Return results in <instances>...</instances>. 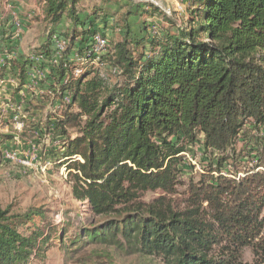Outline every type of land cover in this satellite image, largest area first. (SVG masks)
Here are the masks:
<instances>
[{"label": "trees", "instance_id": "1", "mask_svg": "<svg viewBox=\"0 0 264 264\" xmlns=\"http://www.w3.org/2000/svg\"><path fill=\"white\" fill-rule=\"evenodd\" d=\"M5 2L0 81L17 73L15 95L32 64L10 57L17 38ZM184 2L187 25L154 36L145 23L136 35L121 18V38L95 62L93 38H108L112 17L96 6L87 16L82 0H40L49 33L35 55L58 85L66 78L58 95L70 99L43 127L53 125L61 139L71 195L95 219L69 247L162 264H243L250 249L254 264H264V0ZM63 20L69 32L56 30ZM51 36L66 41L56 65ZM196 146L208 163L185 184L182 165ZM147 194L156 197L146 201ZM34 217L43 216L0 203V264H30L49 250L51 228L31 226Z\"/></svg>", "mask_w": 264, "mask_h": 264}, {"label": "rangeland", "instance_id": "2", "mask_svg": "<svg viewBox=\"0 0 264 264\" xmlns=\"http://www.w3.org/2000/svg\"><path fill=\"white\" fill-rule=\"evenodd\" d=\"M83 5L84 14L87 16L91 7L96 6L103 8L104 12L112 17L114 31L106 39L108 50L121 38L122 30L117 28V24L123 17H126L127 24L136 35L144 23L146 32L150 31L153 35L158 31L173 30L187 25L188 21L187 3L184 0H87ZM17 7L20 9L18 10ZM153 8L158 10L154 13L155 16L149 17L145 14V12L151 13ZM10 10L20 11V20L25 30L29 29L28 32L31 30L29 35H26L28 36L26 42L33 44L38 40L39 42L44 40L28 52L26 49L29 48L22 46L18 52L15 50V53L10 55L11 58H16L17 54L26 57L29 60L28 64L38 66L41 71L33 74L35 77L32 79L26 70L22 92L14 95L19 82L17 73L16 77L9 74L0 81V141L2 138H7L4 143H0L1 206L10 208L11 212L16 214L29 211L41 212L43 217H34L31 226H37L45 232L47 228H51L49 250L42 254L41 258H31L30 264H162L155 259L123 256L112 248L69 247L70 241L78 238L82 230L88 229L95 219L88 215L84 203L77 202L71 195L67 166L64 164L65 161L58 157L64 152L61 139L53 133V125L48 129L43 127L48 114L54 116L60 111L61 106L70 102L67 93H64L63 100L59 99L60 95H58L61 94L60 88L66 78L60 86L53 71L39 67L43 65L42 59H38L41 55H35V50L44 44L49 33L47 29L49 27L43 20L40 0H6L1 11L7 15ZM62 29L64 33L69 32L70 23L64 21ZM97 35L101 36L100 33ZM12 38H16L15 33L12 34ZM56 50L59 49L55 47L53 51L55 54H57ZM74 63L78 66L83 64L81 59L75 60ZM95 66L100 68V76H110L107 67ZM77 72H80V75L82 71L79 68L75 69L74 77L79 76ZM42 84L45 85V89L39 88ZM28 104L36 108L30 109L29 115L24 113ZM21 124L22 128L18 129ZM70 136L77 137V132L71 131ZM5 152L15 154L19 162L5 161L3 158ZM208 158L202 153L201 146L193 147L191 153L185 156L181 181L185 184L189 181H197L199 173L207 166ZM154 197L155 194H147L145 200ZM56 229L60 233L55 234ZM253 259L251 250L246 249L243 264H254Z\"/></svg>", "mask_w": 264, "mask_h": 264}, {"label": "built area", "instance_id": "3", "mask_svg": "<svg viewBox=\"0 0 264 264\" xmlns=\"http://www.w3.org/2000/svg\"><path fill=\"white\" fill-rule=\"evenodd\" d=\"M7 14L12 19V22L14 25V30H15L14 33L16 34V38H17L21 34V31H22V26H21V22H20L21 20H20L16 11L10 10V11H8ZM51 42L53 44L54 50H55V47H57L59 49V50H56L57 54H61L64 51V49L66 47V41L65 40L59 39L57 36H52ZM107 47H108V43H107L106 39L102 38L100 35L94 36L92 52L96 56L95 62H98L99 56L106 51ZM57 54H55V56L52 59L53 60L52 63L55 65L58 62L57 60L60 58V55H57ZM38 59H42L43 62L45 61L42 56H40V58H38ZM34 64H35V62H34ZM37 67L38 66H32V68L28 69V73H29V75H31L32 79H34V77H35L33 74H37L38 71H40ZM77 73L79 75L80 72H77ZM113 73H114V71H113ZM15 118L17 119V117H15ZM18 119H19V116H18ZM18 125L19 124H17V126ZM20 128H22V124H21V127H19L18 129H20ZM3 158L8 162H19L18 159L16 158L15 154L5 152V153H3Z\"/></svg>", "mask_w": 264, "mask_h": 264}, {"label": "crops", "instance_id": "4", "mask_svg": "<svg viewBox=\"0 0 264 264\" xmlns=\"http://www.w3.org/2000/svg\"><path fill=\"white\" fill-rule=\"evenodd\" d=\"M86 1L87 0H82V4H81V6H80V9L82 10V11H84V9H85V6L83 5L84 3H86ZM16 4H18V2L16 3ZM17 9L19 10L20 8L19 7H17ZM16 11V10H15ZM17 12V14H18V16L20 15V11L18 12V11H16ZM19 18H20V16H19ZM64 21H66V20H63L61 23H60V25L57 27V29L56 30H58V31H60V32H63V29H62V23H64ZM24 22V21H23ZM66 28H68L69 26H65ZM29 30V29H28ZM28 30H25V33L24 32H22L21 33V35H20V37H19V40L17 41V44L16 45H18L17 47H16V51L18 52V50L20 49V48H22V46H25L26 48H29V49H26V51L28 52L30 49H32V48H35V47H37L38 46V44L40 43V42H42V41H44V40H41L40 42H39V40L36 42V43H33V44H30L31 42H26L27 40H28V36L26 37V35H29V32L31 31H29L28 32ZM65 31V30H64ZM23 33H24V35H23ZM64 33V32H63ZM40 35H41V32H40ZM33 37V36H32ZM34 39V38H33ZM46 41V40H45ZM41 44V43H40ZM22 51H23V49H21Z\"/></svg>", "mask_w": 264, "mask_h": 264}]
</instances>
